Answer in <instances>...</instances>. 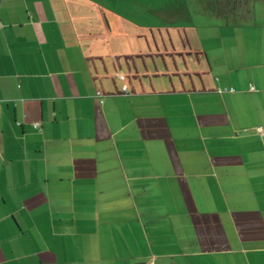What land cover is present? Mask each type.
<instances>
[{"label":"crops","instance_id":"obj_1","mask_svg":"<svg viewBox=\"0 0 264 264\" xmlns=\"http://www.w3.org/2000/svg\"><path fill=\"white\" fill-rule=\"evenodd\" d=\"M259 127L264 0H0V264H264Z\"/></svg>","mask_w":264,"mask_h":264},{"label":"built area","instance_id":"obj_2","mask_svg":"<svg viewBox=\"0 0 264 264\" xmlns=\"http://www.w3.org/2000/svg\"><path fill=\"white\" fill-rule=\"evenodd\" d=\"M119 77L121 78V79H123V76L122 75H119ZM251 89L252 90H254V86H251ZM35 126L36 127H38L39 126V124L38 123H36L35 124ZM260 132H264V128H262V127H259V129H258Z\"/></svg>","mask_w":264,"mask_h":264}]
</instances>
